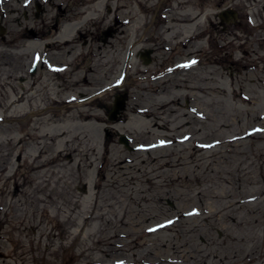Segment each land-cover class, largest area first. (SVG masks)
<instances>
[{"label":"rangeland","instance_id":"obj_1","mask_svg":"<svg viewBox=\"0 0 264 264\" xmlns=\"http://www.w3.org/2000/svg\"><path fill=\"white\" fill-rule=\"evenodd\" d=\"M22 2L0 4V264H264V0Z\"/></svg>","mask_w":264,"mask_h":264},{"label":"bare ground","instance_id":"obj_2","mask_svg":"<svg viewBox=\"0 0 264 264\" xmlns=\"http://www.w3.org/2000/svg\"><path fill=\"white\" fill-rule=\"evenodd\" d=\"M96 6H98V7H101V5H102V3H97V4H95ZM84 12V14H86L87 12L84 10L83 11ZM90 19H92L91 17H88L87 16V18H86V20L85 21H83V23H78V22H72V24H70V25H68V27H67V29L65 30V31H62V33H61V38L62 37H66V36H71L72 38H73V40L72 39H65V40H63L62 41V44L61 45H63V44H65V45H68L70 48H68V50H67V52L69 53V54H71V52H74L75 50H76V47H77V45L75 44V41L77 40L76 39V37H74L73 35H75V32L77 31V33H79V34H81V36H83V35H85V34H83V32H82V29H83V27L85 26V24H86V22H87V20H90ZM192 24H194V23H190V25H188V26H186V24H183V27L185 28V27H190ZM70 37V38H71ZM30 38H33V39H30ZM29 39V41H28V44L30 45L32 42H35V43H37L36 42V40H34V38L35 37H30ZM36 39V38H35ZM74 41V42H73ZM73 80L75 81V80H78V79H76L75 77L73 78ZM139 114H137V115H135V117H136V119H137V121H139V122H141V121H145V116H150L149 114H147V115H145V111H143V110H139V112H138ZM182 138V137H181ZM184 139H186V137H183ZM180 141H184L183 139H180ZM169 142H172V140H170ZM201 149H204L205 150V148L204 147H201ZM126 160H124V159H121V162L123 163V162H125ZM121 162H119V163H121ZM188 213H190V212H188ZM178 216H181V215H178ZM167 222L169 223V222H173V219L171 218V219H169V220H167Z\"/></svg>","mask_w":264,"mask_h":264},{"label":"water","instance_id":"obj_3","mask_svg":"<svg viewBox=\"0 0 264 264\" xmlns=\"http://www.w3.org/2000/svg\"><path fill=\"white\" fill-rule=\"evenodd\" d=\"M220 17H224L225 19H229L230 17H234V19H237V11L235 9H226L221 11V13L219 14ZM149 57L150 56V52H146L145 54H143V57ZM149 61L148 59H146V62ZM128 99L127 94H121L118 96V99L115 101L114 104V111L112 112V114L110 115V118L112 119H117V114H119V112L121 110H124L126 107V100ZM121 141L128 147H129V140L126 138V136L122 135L121 136Z\"/></svg>","mask_w":264,"mask_h":264},{"label":"flooded vegetation","instance_id":"obj_4","mask_svg":"<svg viewBox=\"0 0 264 264\" xmlns=\"http://www.w3.org/2000/svg\"><path fill=\"white\" fill-rule=\"evenodd\" d=\"M12 1L13 0H0V4H3L4 5V9H7V5L8 4L11 5L12 4L11 3ZM50 3H52V0H23V2L21 4H24V6H27V7L29 5H31V4H34L35 7H36V9L38 10L36 12V14H37L38 17H40V15H41L40 12H44L46 10L45 5L50 4ZM58 8H59L60 11L64 12V10L62 9V6L61 5H58ZM26 14L27 13L25 12V15ZM26 16H28V15H26ZM55 28H57V24L55 25ZM3 32H4V28L1 30V33H3ZM107 33L111 34L110 33V30ZM29 36H34L36 38L37 37V32L33 29V30H31V34ZM107 37L108 36H106V38ZM106 38L103 39L104 40V43L107 41ZM122 115H123V113L122 114L120 113L118 115V118L119 119L122 118L121 117Z\"/></svg>","mask_w":264,"mask_h":264},{"label":"snow or ice","instance_id":"obj_5","mask_svg":"<svg viewBox=\"0 0 264 264\" xmlns=\"http://www.w3.org/2000/svg\"><path fill=\"white\" fill-rule=\"evenodd\" d=\"M192 63H195V61H192ZM185 67H187L188 65H184ZM169 223H171V222H169ZM151 231V230H150Z\"/></svg>","mask_w":264,"mask_h":264}]
</instances>
